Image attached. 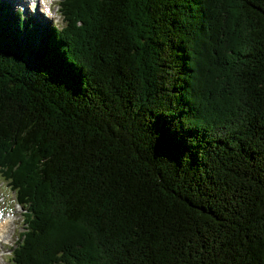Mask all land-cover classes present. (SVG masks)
<instances>
[{
  "label": "trees",
  "instance_id": "1",
  "mask_svg": "<svg viewBox=\"0 0 264 264\" xmlns=\"http://www.w3.org/2000/svg\"><path fill=\"white\" fill-rule=\"evenodd\" d=\"M9 8L21 264H264V0H64L62 30Z\"/></svg>",
  "mask_w": 264,
  "mask_h": 264
},
{
  "label": "rangeland",
  "instance_id": "2",
  "mask_svg": "<svg viewBox=\"0 0 264 264\" xmlns=\"http://www.w3.org/2000/svg\"><path fill=\"white\" fill-rule=\"evenodd\" d=\"M3 1H7L12 6V8L14 10L17 9V7H19L18 6V2H16L15 0H3ZM51 2H52V7L51 8H50V5L49 6L46 5L48 7L45 6V8H49L50 9V14L52 16L51 18L47 17L45 12H44L45 16L41 15V19H39L37 15H35L34 18L35 19L37 18L40 22H42L43 20L46 21L47 18H50L51 21H47L46 24H45L47 27L51 28L50 23L53 24V25H56L57 27H61L63 25V23L61 22L58 14H57V8H56V4L59 2V0H51ZM26 6H27V4L25 3V6L22 7L24 12L27 9ZM28 6H30V5H28ZM0 191L4 192V191H6V189L4 187H2V188H0Z\"/></svg>",
  "mask_w": 264,
  "mask_h": 264
},
{
  "label": "bare ground",
  "instance_id": "3",
  "mask_svg": "<svg viewBox=\"0 0 264 264\" xmlns=\"http://www.w3.org/2000/svg\"><path fill=\"white\" fill-rule=\"evenodd\" d=\"M32 1H34V0H32ZM49 3H50V0H49L46 4H44V6H46V5L49 6V5H50ZM48 6H46V7H48ZM0 233H2V230H1V229H0ZM39 234H40V233H39ZM70 248H71V247H70Z\"/></svg>",
  "mask_w": 264,
  "mask_h": 264
}]
</instances>
